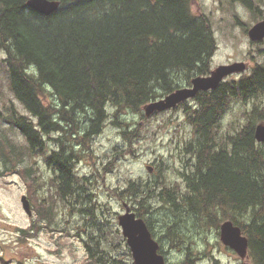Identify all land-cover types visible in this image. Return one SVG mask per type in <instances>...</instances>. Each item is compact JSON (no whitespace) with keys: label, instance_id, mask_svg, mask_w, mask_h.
Returning a JSON list of instances; mask_svg holds the SVG:
<instances>
[{"label":"trees","instance_id":"1","mask_svg":"<svg viewBox=\"0 0 264 264\" xmlns=\"http://www.w3.org/2000/svg\"><path fill=\"white\" fill-rule=\"evenodd\" d=\"M56 1V9L46 15L29 8L27 0H0L1 61L8 67L10 92L28 111L19 112L13 103L0 110V157L6 170L25 183L35 213L28 226L15 228L19 239L45 228L79 238L86 250L81 264H133L109 206L96 202L103 188L117 203L130 204L164 256L160 232L166 225L163 237L184 256L175 264H193V232L170 220L155 227L152 215L159 207L187 218L191 229L199 227L196 235L202 234L201 227L229 219L246 237L252 264H264V143L254 137L255 124L264 120V61H254L249 73L230 74L216 88L149 115L181 109L191 127V137L174 147L180 181L169 179L161 159L153 167L147 164L153 171L146 178L131 177L113 189L105 183L99 187L97 179L89 178L115 170L132 154V140L142 137L135 115L144 126L149 116L143 107L149 101L190 86L195 75L209 74L216 50L213 29L207 14L191 9L194 0ZM238 1L257 16L252 0ZM251 100L243 112L246 121L233 132L222 130L229 102ZM106 121L118 129L121 144L103 152L96 176L77 174ZM8 131L19 133L20 144ZM52 132L57 136L50 137ZM37 158L49 169L46 179L36 174ZM44 185L47 195H41ZM59 212L66 223L74 220L73 234L59 226ZM0 262L7 264L2 257Z\"/></svg>","mask_w":264,"mask_h":264},{"label":"rangeland","instance_id":"2","mask_svg":"<svg viewBox=\"0 0 264 264\" xmlns=\"http://www.w3.org/2000/svg\"><path fill=\"white\" fill-rule=\"evenodd\" d=\"M252 1L255 10H259L256 17H252L250 10L238 0H194L191 9L197 13L207 14L210 17L213 29L216 50L211 58V69L219 65L244 61L248 67L245 73H249L254 61H264V39L257 44L251 43L244 31L245 28H249L256 21L264 19V0ZM237 19L242 22V25L237 23ZM258 49H263V52H258ZM252 56L254 59L251 58ZM2 57H5V55L0 50V110L5 112L6 107L13 103L19 112L28 115L26 108L9 90V71L7 65L1 61ZM229 77L231 75L227 78ZM48 94L49 91L47 93L48 99L56 104L58 102L57 98ZM254 101L251 100L245 105L238 101L233 103L230 101L229 107L221 120V129L229 132L238 129L246 121L243 112L250 108ZM151 116L148 117L149 120L143 126L142 120L135 115L133 119L136 121L137 126L142 127L140 129L142 137L138 138L137 142L132 140V147L130 148L132 154L121 159L115 170L105 173L104 177L100 178L96 176V170L98 169L97 166L100 165L103 152L111 151L115 144H121L122 142L118 129L113 128L109 123L110 121H106L102 132L98 133L89 145V158L78 163L77 174L87 175L92 173L98 178L96 184L99 187H104L105 183L107 188L113 189L115 186L122 187L128 178L148 177L153 170L149 172L145 165L153 164L162 159L168 166L167 175L169 179L180 181V176L177 175L180 161L174 147L179 140L182 141L191 137V127L184 121L181 109L168 110L157 114L155 117ZM162 119L166 120L165 125L162 124ZM7 126L2 122L3 128ZM7 134L17 144H20L19 133L14 134L8 131ZM56 136V132L50 134V137L54 138ZM52 140L51 145H53ZM37 160L40 169L36 174H40L42 179H46L49 176V169L42 159L37 158ZM24 161L29 163L28 159ZM7 167L8 165H4L0 157V172L5 171L0 174V257L7 261V264H81L86 251L81 240L72 235L69 236L55 231L52 233L49 229L44 228L35 237L25 241L19 239L20 234L15 231V228L28 226L31 220L35 218V213L31 210L32 214L30 216L22 208L20 198L23 194L27 196L26 185L15 171L6 170ZM42 192L41 195L48 194L46 185L43 186ZM96 202L101 205H108L113 219L116 221L118 215L124 212L122 202L117 203L111 194L103 191V188L98 190ZM157 206L159 207L160 204H157ZM62 216L61 212L56 216V219L60 222L59 226H67L73 234L74 225H76L74 220L71 219L70 221L69 219L66 223L62 220ZM152 218L155 227L159 226L164 220L175 221L178 228L187 225L189 227L188 233L193 232L190 235L192 239L199 231V227L191 229V223L186 221L187 218L184 216L174 217L172 213L164 208L159 207L158 211L153 213ZM165 230L166 225L160 232L162 234L160 243L165 250L166 259L174 264L178 263L184 256L178 248L171 247V243L163 237ZM62 241H65L66 244H62ZM189 241L190 239L186 243ZM202 251H205V254L197 253L193 259V264H216L215 258L221 263L227 262L225 257L215 254V252L211 254L209 250ZM0 264L2 263L0 262ZM250 264H252L251 261Z\"/></svg>","mask_w":264,"mask_h":264},{"label":"water","instance_id":"3","mask_svg":"<svg viewBox=\"0 0 264 264\" xmlns=\"http://www.w3.org/2000/svg\"><path fill=\"white\" fill-rule=\"evenodd\" d=\"M29 8L37 10L43 14H50L58 6L56 0H27ZM248 37L252 41H260L264 38V19L257 21L248 28ZM246 63L233 62L219 65L212 69L208 75H195L191 79L190 86L179 87L165 96L149 101L144 107V114L151 115L155 111L175 107L178 103L194 97L199 91H206L216 88L224 77L244 71ZM254 136L257 141L264 143V123L255 126ZM147 170L151 171L152 167L147 165ZM22 208L31 216L30 201L23 194L21 196ZM124 212L117 217L118 224L123 235L126 238L127 245L130 248L133 264H172L167 261L165 256L159 252V242L153 237L145 221L135 215L130 206L126 203ZM221 241L233 248L239 255L245 256L247 250V239L242 234L240 228L234 225L230 220H225L220 226Z\"/></svg>","mask_w":264,"mask_h":264},{"label":"flooded vegetation","instance_id":"4","mask_svg":"<svg viewBox=\"0 0 264 264\" xmlns=\"http://www.w3.org/2000/svg\"><path fill=\"white\" fill-rule=\"evenodd\" d=\"M241 25H242V23H241ZM244 31L247 34L248 28H245ZM247 37H248V34H247ZM248 40H250L249 37H248ZM250 42L256 43V44L258 43V41H252V40H250ZM150 165L153 166V164H150ZM100 178H103V177H100ZM94 179H98V178L97 177L89 178V181H92ZM225 220H229V219H222V220L218 221V223H216V224H210L209 228L206 230L201 229L202 234L196 235L193 238V240L195 242L194 251L196 248V251H195L196 253L201 252L202 254H205V251H202V250H209V251H211V254L213 252H215V254L223 256L227 259L226 263H221L220 261H218L214 257L216 264H250L251 260L248 256V253H246L244 257H241L233 248H231L229 245L224 244L221 241V239H220V226H221V223ZM82 246H83V244H82ZM84 250H85V248H84ZM203 256L205 257L206 255H203Z\"/></svg>","mask_w":264,"mask_h":264}]
</instances>
